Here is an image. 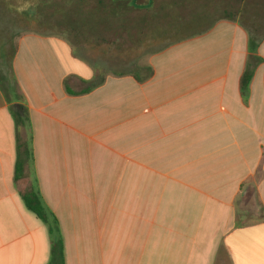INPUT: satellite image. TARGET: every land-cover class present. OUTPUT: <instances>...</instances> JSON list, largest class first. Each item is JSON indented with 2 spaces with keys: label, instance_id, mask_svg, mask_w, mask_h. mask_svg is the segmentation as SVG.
Segmentation results:
<instances>
[{
  "label": "crops",
  "instance_id": "crops-1",
  "mask_svg": "<svg viewBox=\"0 0 264 264\" xmlns=\"http://www.w3.org/2000/svg\"><path fill=\"white\" fill-rule=\"evenodd\" d=\"M115 1L103 9L136 14L141 28L184 16L199 33L150 55L146 75H107L86 94L66 86L81 93L96 69L60 36L26 32L12 60L28 99L33 177L58 220L64 264H264V39L244 99L251 35L231 16L239 0ZM17 156L0 88V264H50L49 228L15 185ZM251 178L256 222L237 208Z\"/></svg>",
  "mask_w": 264,
  "mask_h": 264
},
{
  "label": "rangeland",
  "instance_id": "rangeland-1",
  "mask_svg": "<svg viewBox=\"0 0 264 264\" xmlns=\"http://www.w3.org/2000/svg\"><path fill=\"white\" fill-rule=\"evenodd\" d=\"M240 4L241 13L231 16L244 24L255 40H261L264 0H239ZM107 5L103 0H0V70L12 63L19 38L33 31L64 38L77 59L102 76L136 71L146 75L149 69L141 64L150 55L198 26L191 18L172 16L170 22L167 17H159L156 25L149 23L141 28L136 24V14L110 15L103 9ZM80 68L87 72L84 66ZM258 204L251 193L238 200L237 208L246 222H256L262 216Z\"/></svg>",
  "mask_w": 264,
  "mask_h": 264
},
{
  "label": "trees",
  "instance_id": "trees-1",
  "mask_svg": "<svg viewBox=\"0 0 264 264\" xmlns=\"http://www.w3.org/2000/svg\"><path fill=\"white\" fill-rule=\"evenodd\" d=\"M122 0H116L115 4L118 5ZM250 32V30H249ZM199 32L192 31L189 35L184 38L198 34ZM250 34V33H249ZM251 35V34H250ZM182 39H178L176 42H179ZM264 37L261 38L263 40ZM259 40V41H261ZM252 36L249 40V59L245 68V71L241 77L240 90L241 95L244 99H247L249 96V87L251 80L255 74L256 68L261 63L262 59L257 55L258 51V42ZM174 42V43H176ZM173 44V43H172ZM17 49L13 59L15 57ZM72 57L77 58L73 52ZM153 76V71L144 79L137 78L135 79L139 82H145ZM95 78L97 83L95 85L88 87L83 90L81 93H76L70 90L66 84V90L69 95L77 94H86L91 92L94 88L99 86L102 81H104L105 76L100 74V71L96 69ZM0 88L3 91L7 102L10 107L11 114L15 122V132L17 140V162L15 166V185L17 191L22 198L26 208L37 216L43 223H45L49 228L50 239H51V262L50 264H64L63 256V242L60 237H58V220L55 214L46 206L43 201L42 195L38 189L37 179L33 177L34 169V157H33V148H32V129L29 117L28 109V99L25 94L22 92L19 82L16 78V75L13 70L12 63L0 70ZM24 134V136H23ZM27 134L29 139L27 140ZM253 179L247 180L243 184V192L252 193L257 192L256 187L253 185ZM251 191V192H250ZM257 194V193H256ZM264 210V209H263ZM241 225V224H237ZM58 234V235H57Z\"/></svg>",
  "mask_w": 264,
  "mask_h": 264
}]
</instances>
